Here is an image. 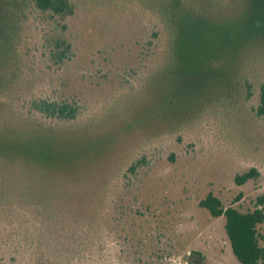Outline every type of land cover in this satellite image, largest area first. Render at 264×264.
I'll return each instance as SVG.
<instances>
[{
  "label": "rangeland",
  "instance_id": "rangeland-1",
  "mask_svg": "<svg viewBox=\"0 0 264 264\" xmlns=\"http://www.w3.org/2000/svg\"><path fill=\"white\" fill-rule=\"evenodd\" d=\"M85 1L70 25L75 58L42 92L57 89L62 97L76 99L83 113L77 124L103 115L138 89L168 44L153 10L161 0ZM233 3L198 30V43L185 51L183 66L211 60L225 70L238 56L242 76L252 74L261 82L264 50L253 48L242 56L248 40L238 34L230 41L237 30L250 29L254 9L240 0ZM212 84L192 85L180 104L192 105L195 92ZM257 102V95L250 101L241 96L223 114H204L174 134L139 133L120 150L126 155L111 164L99 188L90 180L97 192L90 191L95 194L73 209L60 199L49 209L36 205L47 176L21 162L0 160V264H241L225 218H213L200 202L212 193L226 208L252 212L258 207L264 194V120L252 111ZM252 168L259 176L239 185L237 176ZM259 232L264 235V223Z\"/></svg>",
  "mask_w": 264,
  "mask_h": 264
},
{
  "label": "trees",
  "instance_id": "trees-1",
  "mask_svg": "<svg viewBox=\"0 0 264 264\" xmlns=\"http://www.w3.org/2000/svg\"><path fill=\"white\" fill-rule=\"evenodd\" d=\"M208 1L206 6L195 0H161L153 10L168 44L159 65L138 89L116 100L103 115L77 124L83 113L76 99L62 97L57 89L42 92L75 58L70 25L86 1L0 0V160L21 162L47 176L48 185L36 205L49 209L60 199L72 208L74 203L88 201L95 194L90 193L96 191L95 184L99 188L100 181L112 172L111 164L126 155L120 150L131 146L139 133L174 134L175 129L191 127L204 114H223L241 96L250 101L257 95L252 111L264 120V80L256 82L252 74L242 76L237 69L241 57L234 63L230 60L225 70L211 60H202L194 68L183 66L185 51L198 43V30L213 24V14L234 6L236 0ZM240 1L244 8L254 9L253 25L245 33L237 30L230 41L244 35L248 41L242 56H247L253 48L264 50V6L263 0ZM202 80L213 84L196 91L192 105H181L180 99L190 94V87ZM153 105L154 111L150 110ZM258 176L252 168L236 181L242 185ZM200 207L213 218H225L227 237L241 264H264V235L259 232L264 223V194L252 212L226 208L212 193Z\"/></svg>",
  "mask_w": 264,
  "mask_h": 264
}]
</instances>
